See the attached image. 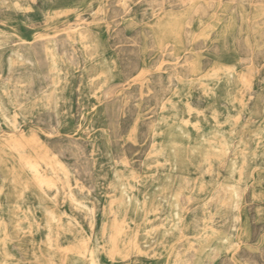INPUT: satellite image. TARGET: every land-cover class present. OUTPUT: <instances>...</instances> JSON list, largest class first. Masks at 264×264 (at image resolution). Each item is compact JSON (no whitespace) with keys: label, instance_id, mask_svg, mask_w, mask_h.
Returning <instances> with one entry per match:
<instances>
[{"label":"rangeland","instance_id":"rangeland-1","mask_svg":"<svg viewBox=\"0 0 264 264\" xmlns=\"http://www.w3.org/2000/svg\"><path fill=\"white\" fill-rule=\"evenodd\" d=\"M91 263L264 264V0H0V264Z\"/></svg>","mask_w":264,"mask_h":264},{"label":"bare ground","instance_id":"bare-ground-1","mask_svg":"<svg viewBox=\"0 0 264 264\" xmlns=\"http://www.w3.org/2000/svg\"><path fill=\"white\" fill-rule=\"evenodd\" d=\"M68 10V9H67ZM35 12V11H34ZM26 13V12H25ZM29 15V14H28ZM24 18H26V16L24 17ZM22 19V18H21ZM23 20V19H22ZM21 30V29H20ZM23 31V30H22ZM32 33V32H31ZM31 36V35H30ZM54 42V41H53ZM50 43V42H49ZM53 45V44H52ZM46 49V48H45ZM53 60V59H52ZM50 72V71H49ZM23 81V80H22ZM14 83V82H13ZM21 84V83H20ZM45 86V85H44ZM45 89H46V87H45ZM7 90H8V88H7ZM22 95V94H21ZM36 97H37V95H36ZM9 99V98H8ZM30 101V100H29ZM32 106V105H31ZM33 107V106H32ZM39 108V107H38ZM16 109V108H15ZM43 111V110H42ZM15 112V111H14ZM16 114V113H15ZM18 116V115H17ZM4 117V116H3ZM26 118V117H25ZM7 119V118H6ZM5 120V119H4ZM10 122H11V120H10ZM18 122V121H17ZM31 123V122H30ZM14 125V124H13ZM32 134V133H31ZM22 134H20L19 136H21ZM31 136V135H30ZM22 137V136H21ZM20 137V138H21ZM35 137V136H34ZM24 139H25V137H24ZM22 140H23V137H22ZM26 141L25 142H28L27 141V139H25ZM38 140V139H37ZM39 142H40V140H38ZM37 141V142H38ZM24 142V141H23ZM25 142H24V144L23 145H25ZM17 143V142H16ZM20 143V142H19ZM31 143V142H30ZM12 144V143H11ZM14 144V143H13ZM33 144V143H32ZM22 145V144H21ZM41 145V144H40ZM15 146V145H14ZM26 146H27V144H26ZM30 146V145H29ZM16 147H17V145L15 146V149H16ZM20 147V146H19ZM31 147V146H30ZM32 147H33V145H32ZM38 147V146H37ZM34 148H36L35 146H34ZM13 149V148H12ZM21 149V148H20ZM46 149V148H45ZM17 150V149H16ZM38 150H40V148H38ZM37 150V151H38ZM36 151V150H35ZM44 151V150H43ZM46 151H47V149H46ZM50 151V150H49ZM22 157V156H21ZM20 158V157H19ZM26 158H28V157H26ZM49 159H50V157H48ZM52 158V157H51ZM21 159V158H20ZM46 159V158H45ZM53 159V158H52ZM48 160V159H47ZM24 161H25V158H24ZM28 161V160H27ZM48 162H49V160H48ZM57 162V161H56ZM55 163V162H54ZM26 164V163H25ZM30 164V163H29ZM49 164V163H48ZM33 166V165H32ZM36 166V165H35ZM52 166V165H51ZM50 167V166H49ZM56 167V166H55ZM51 168V167H50ZM60 169V168H59ZM58 169V170H59ZM66 171H68V170H66ZM70 174V173H69ZM121 175V174H120ZM67 176V175H66ZM118 176V175H117ZM123 177V176H122ZM108 184V183H107ZM113 184V183H112ZM81 187V186H80ZM110 187V186H109ZM86 190V189H85ZM113 204V203H112ZM113 211V210H112ZM53 218V217H52ZM112 221H113V219H112ZM125 221V220H124ZM122 222V221H121ZM116 224H119V223H116ZM121 224H123V223H121ZM108 228V227H107ZM114 229V228H113ZM117 229V228H116ZM117 231V230H116ZM123 231H125V230H123ZM207 231V230H206ZM105 232V231H104ZM116 233V232H115ZM109 237H111L110 236V234H109ZM118 237V236H117ZM79 238V237H78ZM101 238H102V236H101ZM200 238V237H199ZM198 238V239H199ZM112 241V240H111ZM202 242V241H201ZM66 243V242H65ZM86 243V242H85ZM114 243V242H113ZM69 244V243H68ZM184 244H185V242H184ZM194 244V243H193ZM197 245V244H196ZM115 246V245H114ZM185 246V245H184ZM55 248V247H54ZM86 248H87V245H86ZM53 249V248H52ZM87 250V249H86ZM111 250V249H110ZM184 250V249H183ZM79 251V250H78ZM81 251V250H80ZM112 251V250H111ZM114 251V250H113ZM188 251V250H187ZM189 251H190V249H189ZM61 252V251H60ZM115 252H116V250H115ZM114 252V253H115ZM111 253V252H110ZM90 254V253H89ZM93 254V253H92ZM96 254H97V252H96ZM85 256V255H84ZM96 257V256H95ZM97 258V257H96ZM101 259V258H100ZM93 260V259H92ZM193 260V259H192ZM90 261H91V259H90ZM181 262V261H180ZM92 264V263H91ZM98 264V263H97Z\"/></svg>","mask_w":264,"mask_h":264}]
</instances>
